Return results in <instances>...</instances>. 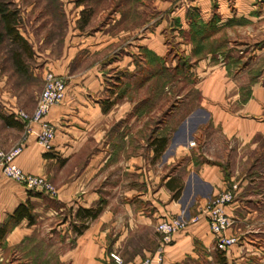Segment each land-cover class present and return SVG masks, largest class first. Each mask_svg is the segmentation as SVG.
Returning a JSON list of instances; mask_svg holds the SVG:
<instances>
[{"label": "crops", "instance_id": "0c3cea01", "mask_svg": "<svg viewBox=\"0 0 264 264\" xmlns=\"http://www.w3.org/2000/svg\"><path fill=\"white\" fill-rule=\"evenodd\" d=\"M125 2L116 0L114 11L107 16L102 8L103 19L87 32L90 54L114 56L94 62L72 78L64 100L50 109L46 118L55 127L53 149L45 151L37 143L39 128L32 123L26 146L16 156L23 171L45 175L58 187L48 209L47 200L30 196L36 213L52 220L67 216L52 225L42 221L37 230L47 240L51 237L55 264H135L159 250L164 254L163 264H200L203 256L215 255L214 234L203 208L217 192L237 182L236 198L225 207L233 220L226 234L237 237L225 250L226 261L249 264L256 254L264 253V66L254 72L256 78L243 99L239 79L244 68L239 62L264 60V0H152L153 8L165 15L151 27L136 23L138 5L147 0H131V12ZM190 7L204 23L213 20L215 37L225 40L216 64H212L211 52L199 59L204 66L211 64L201 92L203 108L211 119L194 126L198 129L204 123L221 138L205 152L200 151V138L196 143L193 133L191 137L184 134L169 138L156 154L155 145L144 138L148 127L133 124L139 115L135 103L127 97L120 104L115 102L116 96L104 90L100 71L136 69L135 58L143 47L164 55L170 32L177 35L175 42L183 49L178 35L190 30ZM127 37L134 42L124 43ZM240 44L247 49L238 48ZM183 126L186 123L176 130ZM14 185L17 189L12 195L7 188L1 189L0 222L27 198L26 188L17 182ZM98 204L102 206L99 215L86 219L84 229L77 233L73 223L84 220L76 216L77 208ZM64 207L70 212L64 213ZM175 215L200 218L163 242L157 224ZM32 231L28 219L21 220L6 234L0 254L5 256Z\"/></svg>", "mask_w": 264, "mask_h": 264}, {"label": "rangeland", "instance_id": "374dc122", "mask_svg": "<svg viewBox=\"0 0 264 264\" xmlns=\"http://www.w3.org/2000/svg\"><path fill=\"white\" fill-rule=\"evenodd\" d=\"M130 1L126 0L124 7L131 12L133 8ZM110 2V0H0V3H4V8L17 10L19 17L16 24L19 32L30 42L33 49L32 57L28 58L23 55L25 69L19 70L15 65L13 56V51L17 48V45L7 35L2 36L0 40V148L10 149V147L29 135H27L26 128H23L22 122L15 117L14 111L19 108L29 111L30 108L35 107L38 100L37 97L44 86V78L48 72L53 71L62 75L65 82L69 84L68 82L72 78L79 77L81 72L85 73V71L90 69L94 62L100 61L103 63L114 56H104L99 53L90 54L91 48L89 44L91 40L87 34L88 31H92L94 25L103 19L102 8L106 9L107 12L104 13L106 16L114 11L116 0ZM174 2L179 1L174 0ZM146 3L145 5H138L140 16L136 23L141 21L144 26L150 24L149 26L151 27L164 18L165 14H161V11L158 12L153 8L152 0H147ZM86 9H91L92 13L87 23L82 26L81 20L87 14ZM0 32L2 33L1 19ZM170 33L167 35L170 44L166 49V53L160 56L164 57L163 63L168 68L167 72L160 67L152 68L146 73V80L142 85L139 87L131 85L130 88L121 93L120 89L117 88L110 91L107 86H109V83L113 86V77L115 75H123V70L119 68L103 69L100 73L105 82L104 90L108 95L114 94L116 96L114 100L119 104L121 103L120 99L123 100L124 97L130 98L135 103L133 108L138 110L137 114L139 115L133 119V124L138 126L142 123L145 128L146 126L148 127V132L144 131L145 139L151 141L157 135L167 136L170 139L173 137L183 138L184 134L187 137H191V133H193L196 137L193 138L196 143H198V138L202 142L200 151L208 152L207 147L211 146L214 140L221 138V136L217 130L211 129V127L206 128L204 123H201L198 129H194V126L199 121L201 122L207 118L211 119L203 108L204 99L201 93L204 87L203 77L207 74L208 66L210 67L211 64L204 66L200 64L199 59L202 55L207 54L204 53V50L209 49L210 42L211 45H215L218 42L217 40L223 37H213L207 47L205 45H202V47L198 46L196 48L198 51L194 53L193 49L198 42L192 40L193 36L190 34V30L182 31L178 35L180 36L179 40L184 42L185 47L183 49H180L175 42L178 39L177 35L172 36ZM240 34L242 36L245 35L241 31ZM216 38L218 39L216 40ZM133 40H135L133 37H127V41L125 40L124 43L134 42ZM176 45L179 48L178 50ZM238 48L243 50L246 47L240 44ZM224 49V51H227V46ZM182 52L190 58L192 65L181 64L179 58ZM211 53L213 54V64L218 60L219 52L217 50L211 51ZM178 62L181 67L179 69L174 68V65ZM239 63L244 68V72L239 79L243 83L240 92L241 97L244 99L249 92V84L256 78L254 72L264 66V60H257L251 64L248 59H243ZM152 72L154 74L151 75ZM211 85L214 86L215 83L212 82ZM66 90H68V87H66ZM109 98H105V100H109ZM207 99L210 101L211 97H207ZM2 115H13V118L19 121L21 126L7 125ZM183 122L186 123L187 127L183 126L182 129L176 130V127ZM15 182L26 188L29 199L32 196L47 200V209L53 205L49 194L42 191H32L29 194V189L26 186L13 178L6 177L0 168V193L2 188H7L10 195H12V192L17 189L14 185ZM30 201L32 200L30 199ZM13 202L11 197L10 204ZM32 202L35 220L33 223L28 221V224L33 227V231L13 246L5 256L0 254V262L12 263L16 261L20 262L19 264L56 263L51 237L47 240L44 235H40L37 229L42 227V221H47L49 225H52L63 219L65 220L67 216L62 214L55 220L42 219L36 213L35 202ZM64 209V213L70 212L67 207H64ZM76 224H79V222ZM4 246L5 237L0 240V247ZM263 255L264 253L262 252L260 256L256 254V257L250 259L249 264H264ZM258 257H261V260ZM217 263L215 255L213 257L203 256L200 262V264Z\"/></svg>", "mask_w": 264, "mask_h": 264}, {"label": "built area", "instance_id": "2783aa9c", "mask_svg": "<svg viewBox=\"0 0 264 264\" xmlns=\"http://www.w3.org/2000/svg\"><path fill=\"white\" fill-rule=\"evenodd\" d=\"M43 84L44 86L37 97L38 100L33 110L28 111L24 108H19L14 111V114L22 122L23 128H26L27 135L32 131V123H37L39 129L36 134V141L40 143L45 151H51L54 147L55 127L46 117L53 105L64 100L67 83L62 75L51 71L46 74ZM26 137L10 147V149L0 148V168L2 173L8 178H13L22 183L28 189L44 191L51 197L57 196L58 187L46 176L23 171L17 164L16 156L23 151L26 145ZM238 186L237 182L231 183L228 188L217 192L214 197L210 198L203 208L206 212L207 223H209L210 230L214 234L215 246L222 250H226L232 243L237 241V237L234 235L226 234L233 220L225 207L236 198ZM199 218V215L187 219L181 215H175L171 218L162 219L157 224V232L160 233L163 242H169L174 232L186 228L189 221L194 222ZM112 256L119 260L118 256ZM163 259L164 254L159 250L144 256L135 264H163Z\"/></svg>", "mask_w": 264, "mask_h": 264}, {"label": "trees", "instance_id": "16d2710c", "mask_svg": "<svg viewBox=\"0 0 264 264\" xmlns=\"http://www.w3.org/2000/svg\"><path fill=\"white\" fill-rule=\"evenodd\" d=\"M4 3H0V14H1V22H2V33L0 32V40L2 36H8L12 42H15L17 45V48L13 51L14 56V62L16 67L19 70H24L25 61L24 56H27L28 58L32 57L33 55V49L30 42L22 35L21 32H19V29L17 27V19L19 17V13L16 9H10V8H4ZM192 12L189 13L188 18L190 21V34L193 36L192 40L198 42L197 46L193 49L194 53L198 50L196 48L198 46L202 45L208 46V43L213 40V37H215L214 31L215 26L213 24V20L209 23H204V21L200 20L196 14L193 7L189 8ZM87 14L83 16L81 20V25L87 23L89 20V17L92 13L91 9H86ZM84 12V11H83ZM217 40V38H216ZM218 42L215 45H211V42L208 46L209 49L204 50V53H209L211 51H217L221 50L223 47V44L225 40L218 39ZM200 43V44H199ZM176 49L178 50V46L176 45ZM181 52V50H180ZM181 60V64L186 65H192L190 62V58L188 56H185L183 52L181 53V56L179 58ZM136 66L137 68L134 70H130L128 68H123V75H115L113 80V86L109 83V86H107V89L110 91L116 90L117 88L121 90V93L124 90H127V88H130L131 85L140 86L144 83L146 80V73L149 70H152V68L160 67L163 68L165 72H167V67L164 65V57L158 56L154 51H149L145 47H143V50L140 51V53L137 54L136 58ZM181 64L179 62L174 65V68L179 69L181 67ZM154 74V72L151 73V75ZM120 93V92H119ZM120 93V94H121ZM13 115H2V118L4 119L5 123L7 125H16L21 126V123L13 118ZM169 138L167 136H155L153 139H151L150 144L155 145L154 150L156 154H159V152L164 148L166 143H168ZM32 190L29 189V194ZM41 191V190H40ZM37 191V192H40ZM44 192V191H42ZM176 195V193L174 194ZM102 206L101 204L90 206V207H79L75 211V214L77 217L84 219L79 224L73 223V228H75L77 233L82 232L86 225V219H93L99 215V211L101 210ZM34 206L33 202L30 201L29 197L26 198V200L20 202L17 204L11 213L7 215V217L0 222V240L4 239L6 234L10 232L13 227L19 223L23 219H28L29 223H33L35 220V213L33 212ZM215 258L218 264H227L226 261V252L225 250H222L220 248H216L215 246Z\"/></svg>", "mask_w": 264, "mask_h": 264}]
</instances>
